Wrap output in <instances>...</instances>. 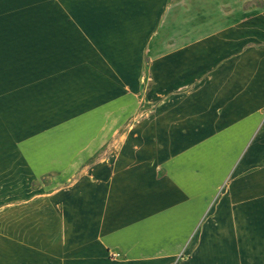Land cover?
<instances>
[{
  "label": "crops",
  "instance_id": "1",
  "mask_svg": "<svg viewBox=\"0 0 264 264\" xmlns=\"http://www.w3.org/2000/svg\"><path fill=\"white\" fill-rule=\"evenodd\" d=\"M233 1L0 0V264H264V0L241 16ZM181 5L205 33L158 55ZM147 57L151 94L182 89V104L107 146ZM207 137L230 245L189 241L208 152L176 139Z\"/></svg>",
  "mask_w": 264,
  "mask_h": 264
},
{
  "label": "rangeland",
  "instance_id": "2",
  "mask_svg": "<svg viewBox=\"0 0 264 264\" xmlns=\"http://www.w3.org/2000/svg\"><path fill=\"white\" fill-rule=\"evenodd\" d=\"M177 2H182V0H176ZM236 7L239 10H236ZM227 9L233 11H239L238 15H242V10L251 9V0H234L232 5H227ZM227 12H225L226 14ZM231 13V12H230ZM224 14V16H226ZM174 19L171 23L174 25L167 26L162 28L163 35L161 36L162 40L160 42L159 48L157 50L158 55H162L167 53L171 49H175L177 47H182L188 44L191 41L199 39L204 31L201 32V28L196 25L200 18V11L195 10L192 14L193 24L185 26L184 25V10L183 5L178 6L177 9L174 11ZM173 18V17H172ZM175 20V21H174ZM231 20L232 17H231ZM224 22H226L224 20ZM211 27H208L205 31H210ZM151 57H147L145 59L144 65V73H143V91L138 94L139 101V108L133 114L131 118H129L125 127L122 128L120 134L111 142V144L107 146L117 147L123 145L121 143V135L124 134L126 131H135V130H147L150 131L152 124L149 122L151 121V116L155 114L158 110V105H160V112H168L174 111L176 106L182 104V96H175L179 95L176 93H182V89L180 91L172 90L170 92L166 91L165 93H161V95H152L151 89L153 85V72L151 68ZM150 94V95H149ZM176 98H181L179 103L174 102ZM170 99V100H169ZM172 99V100H171ZM210 136V133H208ZM178 143H188L192 147H203L208 154L203 156L205 160L207 159L208 167V211L204 214L202 219H197L195 223H193L192 227V235L189 241L193 243H232V235L231 230L232 226L230 220L224 218H216V213L213 211V206L215 201L218 200L219 196H222L224 193L228 194L229 187L225 185V182L219 185V178L222 170V164L224 161L225 156L214 154L216 147H221L222 143L220 139H216L213 137L207 138H193V139H176ZM232 142V140H228ZM161 143V142H160ZM125 145V144H124ZM144 146H151V140L146 141ZM160 145H163L162 143ZM227 158V156H226ZM198 169L196 166H192V170ZM212 185V186H211ZM194 188H192V191ZM213 207V208H212ZM166 221V220H165ZM194 221V220H193ZM189 253H194V251H189Z\"/></svg>",
  "mask_w": 264,
  "mask_h": 264
}]
</instances>
